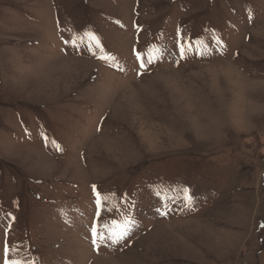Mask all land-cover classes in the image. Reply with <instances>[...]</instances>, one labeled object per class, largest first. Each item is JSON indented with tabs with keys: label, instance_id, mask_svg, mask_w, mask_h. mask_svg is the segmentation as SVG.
Returning a JSON list of instances; mask_svg holds the SVG:
<instances>
[{
	"label": "rangeland",
	"instance_id": "obj_1",
	"mask_svg": "<svg viewBox=\"0 0 264 264\" xmlns=\"http://www.w3.org/2000/svg\"><path fill=\"white\" fill-rule=\"evenodd\" d=\"M0 264H264V0H0Z\"/></svg>",
	"mask_w": 264,
	"mask_h": 264
},
{
	"label": "snow or ice",
	"instance_id": "obj_2",
	"mask_svg": "<svg viewBox=\"0 0 264 264\" xmlns=\"http://www.w3.org/2000/svg\"><path fill=\"white\" fill-rule=\"evenodd\" d=\"M181 55L183 56V49L181 50ZM94 192H95V189H94ZM96 196H97L96 204L99 209L101 207L100 194L96 193ZM157 211H159V209ZM161 214H164V213H161ZM132 224L133 222L131 221V219H126L124 224L120 226V231L119 232L110 231L107 238L110 239L113 244L120 243L121 241L126 239L128 235H130ZM92 235H93L94 244L96 243L97 236H99L100 239H104L103 234L98 233V230L96 227L92 229Z\"/></svg>",
	"mask_w": 264,
	"mask_h": 264
}]
</instances>
